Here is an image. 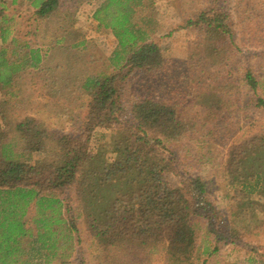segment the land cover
Wrapping results in <instances>:
<instances>
[{
    "label": "trees",
    "instance_id": "trees-1",
    "mask_svg": "<svg viewBox=\"0 0 264 264\" xmlns=\"http://www.w3.org/2000/svg\"><path fill=\"white\" fill-rule=\"evenodd\" d=\"M29 1L35 23H52L57 39L47 49L21 40L15 27L21 16L10 12L17 0L11 5L0 0V87L16 96L13 89L23 87L29 72L42 78L59 72L69 94L76 90L80 98H88V111L81 122L78 115L70 133H50L38 111L10 123L7 102L0 103V119L11 130L0 128V264H91L78 250L83 240L94 248L95 264H139L144 251L145 258L163 252L164 264H210L222 245L239 241L240 233L211 229L218 211L207 198L203 178L190 176L187 189H170L163 180L176 159L174 142L194 130V121L186 120L175 99L128 100L123 93L130 76H156L166 66L153 36L154 22L136 19L148 9V0L100 4L93 19L118 42L110 58L114 71H83L72 91V80L67 81L60 63L63 55L67 61L75 50L86 48L83 33L72 21L76 8L64 0ZM228 20L227 13L213 8L181 28H200L233 45ZM39 28L31 32L38 35ZM72 34L77 44H72ZM53 48L57 57L50 59ZM50 78L55 86L57 79ZM262 78L252 71L243 77L257 108H264L257 94ZM52 88L50 92H65ZM214 97L209 99L216 102ZM34 102L25 104L32 108ZM110 133L116 135L111 148L89 147L92 141L102 144ZM234 146L222 177L236 188L232 201L247 211L255 204L264 206V142L253 138ZM205 227L208 233L202 234ZM209 234H214V246ZM256 253L257 248L250 249L252 256Z\"/></svg>",
    "mask_w": 264,
    "mask_h": 264
},
{
    "label": "rangeland",
    "instance_id": "rangeland-1",
    "mask_svg": "<svg viewBox=\"0 0 264 264\" xmlns=\"http://www.w3.org/2000/svg\"><path fill=\"white\" fill-rule=\"evenodd\" d=\"M7 1V5H11L12 0ZM104 1L64 0L66 6L76 8L72 21L86 42L85 49L75 50L67 61L63 55L60 63L67 81L72 80L69 84L71 91L81 83L77 78L83 77V71L97 74L114 71L110 58L118 42L110 30L99 26L93 19L96 9ZM30 5L29 0H17L10 10L21 16L15 25L18 37L29 41L32 47L37 44L47 49L57 39L52 35V23H35ZM146 6L148 9L136 19L147 18L154 22L151 26L156 31L153 36L162 49L166 66L156 76H130L124 84V96L128 100L135 96L175 99L182 104L186 120L194 121V130L174 142L176 159L170 170L163 174V180L170 189H187L190 176L203 178L207 184V198L213 210L218 211L211 229L219 234H227L229 230L240 233L239 241L222 245L209 263L257 264L250 259L264 261V206L255 204L248 211L247 207L241 208L232 201L236 188L222 178L228 153L235 143L243 145L253 138L256 142H264V108L256 107L255 97L243 81L247 71H252L258 79L264 77V0H148ZM213 8L227 13L234 33L233 45L229 39L211 37L200 28H181L189 20H195L202 12ZM38 26V35L33 34L31 31ZM56 35L61 37L62 33L57 32ZM69 38L72 44L79 42L73 34ZM55 51L57 49L53 48L50 59L57 57ZM51 76L57 79L55 86H52ZM61 81L59 72L44 78L40 73L29 72L21 82L23 87L13 89L16 96L7 93L11 89L0 87V103L7 102L6 107L10 110L8 121L15 123L38 111V117L50 133H70L77 125L78 115H82L80 122L86 115L88 98H80L76 90L69 94ZM50 87L65 89V92H50ZM211 94L215 95L216 102L209 99ZM257 94L264 100V78ZM26 100L28 103L35 101L30 104L32 108L25 104ZM0 128L11 132L2 119ZM104 135L107 136L106 133ZM115 136L110 133L102 144L92 141L89 147L105 145L111 148ZM203 233H208L206 227ZM213 235L208 238L211 246H214ZM253 247L257 248L256 256L250 254ZM78 250L83 251L86 261L95 264L94 248L90 249L85 240ZM145 255L146 251L141 254L139 264L165 262L163 252L147 258Z\"/></svg>",
    "mask_w": 264,
    "mask_h": 264
}]
</instances>
